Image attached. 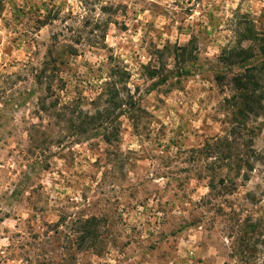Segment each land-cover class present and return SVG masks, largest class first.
Masks as SVG:
<instances>
[{
	"label": "rangeland",
	"instance_id": "obj_1",
	"mask_svg": "<svg viewBox=\"0 0 264 264\" xmlns=\"http://www.w3.org/2000/svg\"><path fill=\"white\" fill-rule=\"evenodd\" d=\"M249 29L264 32V0H0V264H264V236L229 238L192 152L229 131L219 57ZM62 45L78 50L62 73L72 111L95 115L125 87L137 103L105 126L112 142L71 136L68 115L29 97ZM263 190L258 164L221 203L256 216ZM79 218L101 220L81 250Z\"/></svg>",
	"mask_w": 264,
	"mask_h": 264
},
{
	"label": "trees",
	"instance_id": "obj_2",
	"mask_svg": "<svg viewBox=\"0 0 264 264\" xmlns=\"http://www.w3.org/2000/svg\"><path fill=\"white\" fill-rule=\"evenodd\" d=\"M244 41H250L251 45L248 48L242 47ZM77 54L78 50L71 45L51 48L42 67L34 75L36 87L28 95L31 98L37 93L36 90L43 94L40 95L39 106L40 112L46 116L60 119L59 116L62 118L68 115L66 121L71 124V136L81 137L98 129L103 130L100 134L110 143L115 133L105 126L112 124L113 115L118 112V115L132 119L137 103L132 97H126L125 87L118 90L115 97L109 96L103 109H99L95 115L72 111L74 102H63L60 94L66 90L67 85L62 73L69 65V59ZM219 61L222 69L217 73L216 80L235 91L227 103L234 110L233 120L225 136L212 138L202 148L192 152L196 153V161L199 162L196 169L202 172L204 166L203 172H211V175H206L210 189L208 204H213L217 215L231 222L226 229L229 238L241 236V241L249 244L250 238L264 236V199L263 204L257 208V215L247 213V218H243V214L233 207L226 213L221 201L228 202L226 197L236 195L244 182L250 180L257 165L264 164V154L255 148V138L260 133L256 120L264 117V32L249 29L247 35H242L239 46L225 49ZM168 79L165 77L162 83ZM102 98L100 96L95 102ZM69 110L71 112L68 113ZM262 194L264 198V190ZM248 200L256 201L257 197L254 195ZM198 218L197 223L203 222V216ZM100 222L97 218L78 219L77 230L83 233L79 237L80 250L99 239L97 232L93 233L91 228Z\"/></svg>",
	"mask_w": 264,
	"mask_h": 264
}]
</instances>
